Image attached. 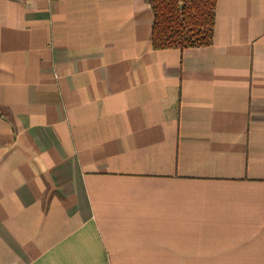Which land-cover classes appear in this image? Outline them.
Wrapping results in <instances>:
<instances>
[{
  "label": "crops",
  "instance_id": "crops-1",
  "mask_svg": "<svg viewBox=\"0 0 264 264\" xmlns=\"http://www.w3.org/2000/svg\"><path fill=\"white\" fill-rule=\"evenodd\" d=\"M147 0H0V264H264V0L155 50Z\"/></svg>",
  "mask_w": 264,
  "mask_h": 264
},
{
  "label": "trees",
  "instance_id": "trees-1",
  "mask_svg": "<svg viewBox=\"0 0 264 264\" xmlns=\"http://www.w3.org/2000/svg\"><path fill=\"white\" fill-rule=\"evenodd\" d=\"M155 50L206 46L212 38L216 0H147Z\"/></svg>",
  "mask_w": 264,
  "mask_h": 264
}]
</instances>
